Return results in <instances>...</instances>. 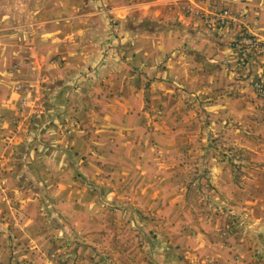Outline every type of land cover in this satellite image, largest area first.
Segmentation results:
<instances>
[{
    "label": "crops",
    "instance_id": "crops-1",
    "mask_svg": "<svg viewBox=\"0 0 264 264\" xmlns=\"http://www.w3.org/2000/svg\"><path fill=\"white\" fill-rule=\"evenodd\" d=\"M220 8L264 40V0H0V264L207 255L198 233L180 250H135L131 228L156 230L151 218L173 214L181 151L202 125L227 131L246 162L264 161V98L252 85L264 55L238 65L239 22L202 18ZM216 166L206 178L233 191Z\"/></svg>",
    "mask_w": 264,
    "mask_h": 264
},
{
    "label": "rangeland",
    "instance_id": "rangeland-1",
    "mask_svg": "<svg viewBox=\"0 0 264 264\" xmlns=\"http://www.w3.org/2000/svg\"><path fill=\"white\" fill-rule=\"evenodd\" d=\"M226 132L209 130L202 125L195 132L194 143L182 148V171L185 172L179 179L182 195L169 196L172 203L176 199L177 208L171 215L165 212L151 218L158 223L156 230L144 231L134 224L131 230L139 238L138 244H134L135 250L143 248V243L144 247L148 245L151 249L160 245L180 250L192 246L195 243L193 235L198 233L202 240L195 245L203 246L207 255L198 254L182 264H264V161L246 162L244 149L233 145ZM242 132L260 140L257 135L261 136V133ZM208 157H214L217 164L209 163ZM216 165L229 171L235 191L216 190L214 177L206 178L208 171L218 172ZM10 202L17 210L18 205L14 206L17 203ZM167 205L171 206L170 203L164 204L166 208ZM145 213L148 218L152 217L151 213ZM140 215L142 217L137 220L141 222L144 215ZM113 238L115 241L109 245L112 249L118 239ZM147 255L144 264H158L152 253ZM181 256L184 261L185 254ZM108 260L111 262L110 258ZM111 263L119 264V260L112 258Z\"/></svg>",
    "mask_w": 264,
    "mask_h": 264
},
{
    "label": "built area",
    "instance_id": "built-area-1",
    "mask_svg": "<svg viewBox=\"0 0 264 264\" xmlns=\"http://www.w3.org/2000/svg\"><path fill=\"white\" fill-rule=\"evenodd\" d=\"M208 27L221 29L229 27L236 21L240 24V35L236 40L235 46L238 49V65L244 68H250L257 62V56L264 54V40H260L239 21V15L226 8H220L211 13L204 14L203 17ZM110 34H114V25L109 22ZM252 85L257 95L264 98V78L253 80Z\"/></svg>",
    "mask_w": 264,
    "mask_h": 264
}]
</instances>
